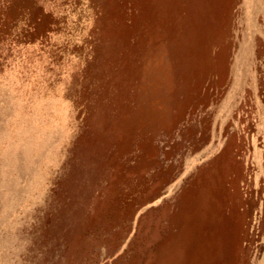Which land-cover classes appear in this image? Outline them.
I'll list each match as a JSON object with an SVG mask.
<instances>
[{
	"label": "rangeland",
	"instance_id": "obj_1",
	"mask_svg": "<svg viewBox=\"0 0 264 264\" xmlns=\"http://www.w3.org/2000/svg\"><path fill=\"white\" fill-rule=\"evenodd\" d=\"M0 264H264V0H0Z\"/></svg>",
	"mask_w": 264,
	"mask_h": 264
}]
</instances>
